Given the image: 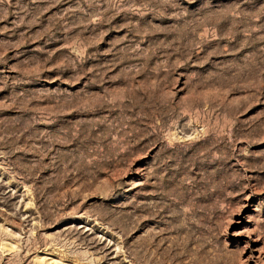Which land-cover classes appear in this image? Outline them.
I'll return each instance as SVG.
<instances>
[{
	"label": "rangeland",
	"instance_id": "374dc122",
	"mask_svg": "<svg viewBox=\"0 0 264 264\" xmlns=\"http://www.w3.org/2000/svg\"><path fill=\"white\" fill-rule=\"evenodd\" d=\"M0 264H264V0H0Z\"/></svg>",
	"mask_w": 264,
	"mask_h": 264
}]
</instances>
